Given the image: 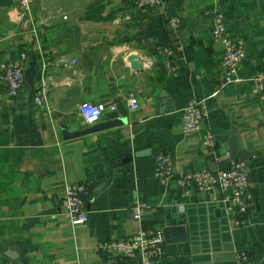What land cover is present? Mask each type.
<instances>
[{"label":"crops","instance_id":"0c3cea01","mask_svg":"<svg viewBox=\"0 0 264 264\" xmlns=\"http://www.w3.org/2000/svg\"><path fill=\"white\" fill-rule=\"evenodd\" d=\"M51 1L33 0L31 18L14 23L9 11L20 0H0V77L5 64L25 53L15 97L0 78V264H140L115 257L111 248L140 223L186 227L188 240L165 241L155 264H239V251L248 253L243 264H264V99L252 92L264 69V0H159L145 8L137 0H102L108 20L84 18L96 0ZM64 2L79 4L77 13H63ZM214 8L246 43L236 82L226 80L223 46L211 36L206 11ZM174 16L180 21L171 26ZM167 49L175 53L176 75L164 69ZM131 54L144 69L131 68ZM41 86L48 95L39 107L34 97ZM130 91L140 102L136 110L127 104ZM193 98L205 100L203 125L185 136L181 113ZM83 101L106 104L101 120L128 122L66 139L64 129L87 127L78 108ZM207 131L213 146L204 144ZM232 136L252 152L246 162L254 205L243 225H236L219 187L185 195L154 175L162 152L181 171L208 168L209 160L228 169ZM136 151L148 153L116 164ZM76 181L91 188L89 220L72 225L61 195L65 183ZM137 202L144 206L141 220L132 213Z\"/></svg>","mask_w":264,"mask_h":264},{"label":"built area","instance_id":"2783aa9c","mask_svg":"<svg viewBox=\"0 0 264 264\" xmlns=\"http://www.w3.org/2000/svg\"><path fill=\"white\" fill-rule=\"evenodd\" d=\"M32 1L20 0L18 5L10 9V20L17 23L25 18H31ZM158 1L137 0L136 5L139 8H145L156 4ZM206 12L213 21L211 36L223 46L221 66L225 78L228 82H236L240 80V67L247 56L246 43L242 38L229 33L225 24V15L219 8ZM179 21L180 18L174 16L169 19V24L176 26ZM164 54L163 66L165 71L168 75H176L178 67L174 61V51L167 49ZM24 61L25 53H21L19 58L4 65V71L0 78L8 96L15 97L23 87L24 73L22 68ZM252 92L264 99V69L254 76ZM47 95L48 88L45 86L38 88L34 97L37 106H44ZM126 100L130 110L139 108L140 102L135 92L130 91ZM204 106L205 100L198 98L189 100L185 105L180 122L182 133L185 136L195 135L201 131ZM78 108L85 124L91 126L102 119L106 111V104L83 101ZM204 144L213 146L214 136L211 131L206 132ZM154 175L163 183L175 184L185 195H189L192 189L207 191L219 187L224 193L225 200L228 201L229 212L236 217V225L246 223L242 216L247 215L254 205V198L249 190V168L246 160H233L230 168L216 172L208 168L181 171L178 169L174 157L170 153L162 152L155 156ZM90 194L91 188L85 182L65 183L61 195V205L72 225L86 223L89 220L86 200ZM143 208L142 203H134L132 213L135 219L141 220ZM164 243L163 228L145 226L140 223L130 235L114 241L111 248L115 257L135 259L140 264H155L163 255ZM235 256L239 264H243L248 259L246 251H239Z\"/></svg>","mask_w":264,"mask_h":264},{"label":"water","instance_id":"95a60500","mask_svg":"<svg viewBox=\"0 0 264 264\" xmlns=\"http://www.w3.org/2000/svg\"><path fill=\"white\" fill-rule=\"evenodd\" d=\"M127 60L130 64L131 68L134 71H139V70L144 69V65L137 58V55L131 54L130 56H128ZM127 122H128V120L126 118H120V117L106 119V120H100L99 122H97L91 126L83 127V128H80L76 131H69L68 129H64L63 130V136L66 139L74 138V137H78V136H82V135H86V134L110 129L113 127L122 126V125L127 124ZM228 145H229L228 157L230 159H232V160H246V159H250L252 157V152L246 151L243 149H239L237 147L235 136H232L230 138ZM147 153H148L147 151H136L133 155H128V156L116 161V164L130 161L133 158V156L134 157H141V156L147 155ZM208 169H210L213 172H216L218 170L216 162H214L213 160H209L208 161ZM108 182L109 181H107V182L99 185L98 187H96L93 190L94 194H98L100 191H102L108 185ZM173 230L179 231L177 236H174V237L172 236ZM164 237H165L166 243L184 242V241L188 240L186 227L184 225L166 227V229H164ZM8 255L11 257H14L13 253H10ZM109 264H117V263H116V261H112Z\"/></svg>","mask_w":264,"mask_h":264},{"label":"trees","instance_id":"16d2710c","mask_svg":"<svg viewBox=\"0 0 264 264\" xmlns=\"http://www.w3.org/2000/svg\"><path fill=\"white\" fill-rule=\"evenodd\" d=\"M103 7L104 5L102 0H96L94 3L89 5L84 18L88 20H108L110 16H106L102 13Z\"/></svg>","mask_w":264,"mask_h":264},{"label":"rangeland","instance_id":"374dc122","mask_svg":"<svg viewBox=\"0 0 264 264\" xmlns=\"http://www.w3.org/2000/svg\"><path fill=\"white\" fill-rule=\"evenodd\" d=\"M51 4H53V1H51V0H48ZM58 1V0H57ZM67 1V0H66ZM84 1V0H83ZM85 1H87V0H85ZM78 5L79 4H77L76 2H68V3H66V2H64V4L62 5V11H63V13H72V15L73 14H75V13H77V7H78ZM42 8V7H41ZM47 8H50V7H47ZM52 8V7H51ZM53 9H54V7H53Z\"/></svg>","mask_w":264,"mask_h":264}]
</instances>
